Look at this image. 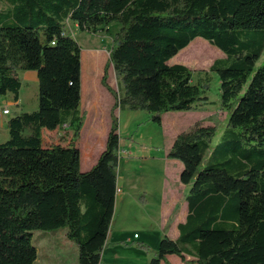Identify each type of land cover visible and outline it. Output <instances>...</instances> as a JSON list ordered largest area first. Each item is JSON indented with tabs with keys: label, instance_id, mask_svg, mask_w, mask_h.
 <instances>
[{
	"label": "trees",
	"instance_id": "obj_1",
	"mask_svg": "<svg viewBox=\"0 0 264 264\" xmlns=\"http://www.w3.org/2000/svg\"><path fill=\"white\" fill-rule=\"evenodd\" d=\"M67 19L92 32L120 24L102 83L114 95V110H146L159 125L168 111L208 101V83L168 61L196 37L225 53L209 67L226 112L223 141L212 149L215 123L175 138L168 156L183 162L188 213L179 236L164 234L148 264L170 254L192 255L198 264H264V0H0V97L19 98L18 71L38 77L37 109L12 115L9 137L0 141V264H34V231L60 229L77 244L78 264L102 262L118 189L119 123L112 110L106 148L82 172L74 142L85 114L82 48ZM196 48L212 55L206 45ZM111 63L122 94L108 83ZM65 123L74 130L71 143L44 146L43 129Z\"/></svg>",
	"mask_w": 264,
	"mask_h": 264
},
{
	"label": "rangeland",
	"instance_id": "obj_2",
	"mask_svg": "<svg viewBox=\"0 0 264 264\" xmlns=\"http://www.w3.org/2000/svg\"><path fill=\"white\" fill-rule=\"evenodd\" d=\"M65 27L82 48V87L85 92L87 90V93L91 95H88L87 98L83 97L81 100L80 111L83 113L86 110V113L84 114L82 125L84 127L83 135L78 139L83 158L88 159L89 153L96 156L99 149L104 145L107 130L111 125L110 113L114 110V96L103 85L102 76L109 60V50L115 41L120 24L113 22L107 27L92 32L80 30L73 20L67 19ZM195 39V42L191 43L192 48L189 47L188 49L186 46L172 57L169 63L187 65L193 71L194 82L200 84L208 83L205 84L208 97L206 103L199 102L197 108L192 110L166 112L163 116L172 115L165 119V126L163 127L150 120L149 113L146 110H132L127 107H118L114 110L119 123L120 139L123 144L116 169L118 177L125 183H128V173L136 170L145 174L143 176H147L146 179L136 180V185H141L144 182L148 189L152 188V190H155L157 173L161 174L162 171L172 170L166 166L165 161L171 157H166L165 160L162 157V138H164L166 146L176 137L177 133L190 130L198 123L204 125L215 123L218 124V133L213 140L212 149L217 148L223 141L222 133L226 126V112L220 107L219 77L216 72L210 71L209 67L216 58L225 57L226 55L220 48L205 38L196 37ZM199 45H206L211 50L212 55L208 57L203 48H196ZM261 62L262 59L259 60L258 64ZM23 72H19L20 78L23 80L20 93L21 101L26 103L25 110L31 111L38 107V81L37 79L35 81H26L23 77ZM108 83L119 94L123 93L120 76L116 73L112 63L108 67ZM5 99L12 100L13 94L9 92L7 96L0 97V104H3ZM4 118L5 115L0 117V123L1 121L4 122ZM162 134H164L163 137ZM73 136L74 130L72 126H69V128L62 126L55 135L52 136L45 133L44 138L46 144L50 145L56 141H70ZM8 137V133L0 131V141H5ZM151 154H157L158 157L151 158L149 157ZM85 168V163H83L81 171L84 172ZM118 205L117 208L115 207L112 219L110 238L116 232L122 233L121 237L124 242L121 243L118 251L120 258L115 261L108 260L109 252L107 251L102 256L103 264H148L158 249L163 234L162 226L164 222L162 220L158 222L157 218L152 217L158 213L155 210V205L149 204L142 207L137 201L132 199L122 202L119 200ZM167 218H170V216ZM170 229L171 219L167 231ZM135 232L141 236L134 237ZM33 240L35 245L40 248V258L34 264H78L77 244L66 237L64 229L58 231H34ZM139 242L148 244L149 250L140 248L137 244ZM174 256L178 258L177 254H174ZM187 257L193 258L191 255H187ZM173 258H170L171 262L177 264Z\"/></svg>",
	"mask_w": 264,
	"mask_h": 264
},
{
	"label": "crops",
	"instance_id": "obj_3",
	"mask_svg": "<svg viewBox=\"0 0 264 264\" xmlns=\"http://www.w3.org/2000/svg\"><path fill=\"white\" fill-rule=\"evenodd\" d=\"M20 71H24L23 77L26 81L27 80H34L35 81L36 79L38 81L37 72L35 70H20ZM20 71H18V75H19ZM19 77H20V75H19ZM21 82H22V86H23V80L22 79H21ZM22 86H21V89H22ZM21 89H20V93H21ZM82 89H83V87H82ZM86 93H87V90L85 92V90L83 89V95H82V90H81V100L83 97L87 98L88 95L91 96L89 93H87V94ZM7 95H5V96H7ZM20 95H19L18 99H15L14 96H13L12 100H6L5 99V102L2 104L4 107H9V109H10V113L5 115L4 122L1 121V123H0V131H5L6 134L8 133L7 122L9 120V118L12 115L26 111L25 110V104L26 103L21 101ZM113 101L115 102V98ZM113 105H114V103H113ZM13 108H15V109H13ZM33 110H35V109H33ZM84 113H86V110L84 111ZM170 115H172V114H168V115L163 116L162 124L160 125L161 127L165 126L164 125L165 119ZM149 119H150V114H149ZM111 123H112V118H111ZM63 126L69 128V125L67 123H65ZM60 128L61 127H58L56 129H53V130H50L47 128L43 129V145L44 146H49L46 144V140L44 138L45 133H48V134L53 136L56 134V132ZM83 128L84 127L82 126L79 138H81V136L83 135ZM110 128H111V125H110L109 129L107 130L106 141H107V137H108V133H109ZM178 134L179 133H177L175 136L177 137ZM163 136H164V134H162V137ZM175 138L173 140H171L168 144H166V146L164 144V138H162V144H163L162 157L164 160L166 159V157H169L168 153H169V151H170V149L174 143ZM78 139L74 140L77 147H79ZM106 141H105L104 145L99 149L97 155L94 156L91 153H89L88 159L83 158L82 149H81V147H79V149L81 151V167L83 166V163H85V166H86L85 171L89 170L97 162L100 154L106 148ZM57 143H61L63 145H69L71 143V140L66 141V142L56 141L52 144H57ZM52 144H50V145H52ZM122 149H123V144H122L121 139H120V151H119L120 153H121ZM120 153H119V157H120ZM146 157H148V156H146ZM149 157L156 158V157H158V155L157 154H154V155L151 154ZM168 159L169 160H165L166 166H168L172 170H169L167 172L162 171L161 174L157 173L158 176L156 178L157 181H156V189L155 190H152V188L148 189L145 186L144 182L141 185H136V180L139 181L140 179L141 180L146 179V177H147V176H143L145 174L137 172L136 170L130 171L128 173V175H129L128 183L127 182L125 183L124 181L120 180V178L117 175V186L119 188V191L117 192L115 207L117 208V206H119L118 205L119 200H121V202H122L124 200L127 201L129 199H132L133 201H137L142 207H145L149 204L155 205V207H156L155 210L158 213L152 217L157 218L158 222H160L161 220L164 222L163 226H162V233H163V234L161 233L162 236L164 234H166L170 238L176 239L179 236L178 225H179V223L184 222L186 220L187 213H188L187 195L189 192V186L186 185L185 183H183L181 181V178H180L181 171L183 170V167H184L183 162L177 158L171 157ZM153 179H155V178H153ZM177 208H178V210H177ZM168 216H170V218H167ZM170 219H171V229L169 231H167ZM110 234H111V231L109 230L108 238H107L104 250L102 252V256H104L108 251L109 252V254H108L109 256H107L108 260L115 261V260H118L120 258L118 251L120 249L121 243L124 242V240L122 239V237H121L122 233H120V232H116V234L113 235L112 238H110V236H111ZM135 234H137V232L134 233V237H135ZM140 236L141 235H138V237H140ZM129 240H131V239H129ZM77 249H78V247H77ZM38 253L39 254H38L37 260H39V258H40V248H38ZM187 255L188 254H186V259L184 260L179 255H178V258H176L174 256V254H170L167 256V261H162L161 264H163V263L173 264L170 260L171 257H174L173 259L175 260V262L177 264H190V263L194 264V263H196L194 261V259H195L194 256L192 259H190L187 257ZM77 258H78V253H77Z\"/></svg>",
	"mask_w": 264,
	"mask_h": 264
},
{
	"label": "built area",
	"instance_id": "obj_4",
	"mask_svg": "<svg viewBox=\"0 0 264 264\" xmlns=\"http://www.w3.org/2000/svg\"><path fill=\"white\" fill-rule=\"evenodd\" d=\"M9 113H10L9 107H4L2 104H0V117L4 116L6 114H9ZM118 191H119V188L117 189V192ZM135 237H138V234H135ZM100 264H103V263L101 262Z\"/></svg>",
	"mask_w": 264,
	"mask_h": 264
}]
</instances>
